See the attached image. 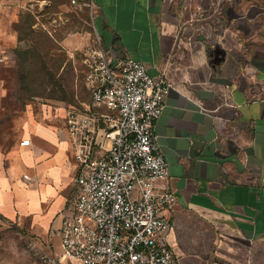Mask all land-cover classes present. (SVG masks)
<instances>
[{
	"label": "crops",
	"instance_id": "obj_1",
	"mask_svg": "<svg viewBox=\"0 0 264 264\" xmlns=\"http://www.w3.org/2000/svg\"><path fill=\"white\" fill-rule=\"evenodd\" d=\"M33 1L0 0V136L14 118L5 75L16 24ZM94 1L109 54L174 86L154 132L178 199L165 214L179 263L264 264V0ZM93 36L72 32L61 44L76 62ZM59 101H29L19 136L0 138V214L20 238L38 241L35 256L14 264H40L37 250L58 253L55 232L80 193ZM104 127L95 123L108 147Z\"/></svg>",
	"mask_w": 264,
	"mask_h": 264
},
{
	"label": "built area",
	"instance_id": "obj_2",
	"mask_svg": "<svg viewBox=\"0 0 264 264\" xmlns=\"http://www.w3.org/2000/svg\"><path fill=\"white\" fill-rule=\"evenodd\" d=\"M86 12L94 36L84 52L85 85L91 102L70 110L67 122L75 140L80 193L55 234L79 264H180L168 242L171 211L178 203L155 124L173 84L154 78L132 57H112L97 32L94 0H69ZM105 124L102 138L95 123ZM30 140L22 141L29 144ZM31 250L38 241L28 242ZM40 264H62L37 250Z\"/></svg>",
	"mask_w": 264,
	"mask_h": 264
},
{
	"label": "rangeland",
	"instance_id": "obj_3",
	"mask_svg": "<svg viewBox=\"0 0 264 264\" xmlns=\"http://www.w3.org/2000/svg\"><path fill=\"white\" fill-rule=\"evenodd\" d=\"M41 1L46 3L43 7H41ZM63 1L34 0L33 4H30L31 6L28 4L25 9L23 22L28 26L21 32V42L13 48L15 55L13 63L7 68L5 75L9 98L8 116L12 114L14 118L13 122L10 121L7 124L6 134L0 136L2 141L5 137L15 140L19 136L20 125L25 117L29 101H47L55 97L61 101L59 105L63 107L62 112L67 114L70 110L84 111L85 103L90 100V93L85 85L83 65L85 50L75 54V62L68 56L61 40L72 32H91L94 35V28L87 14L75 11L70 6L69 0L65 3ZM28 13H30L29 17H27ZM32 20H36L33 26L29 23ZM36 42H39L44 49L47 45L50 48L55 46L47 58L49 72L54 78H50V75L41 71L43 64L33 63L32 57L25 70L18 69L17 55L22 50H28L29 56L31 46H34ZM28 70H33V73ZM21 76L26 77L25 81H20ZM11 227L0 214V264L21 263L27 261L30 255L35 256L28 242L20 238ZM57 249L58 253L54 255L62 264H79L77 258L65 252L60 238Z\"/></svg>",
	"mask_w": 264,
	"mask_h": 264
},
{
	"label": "trees",
	"instance_id": "obj_4",
	"mask_svg": "<svg viewBox=\"0 0 264 264\" xmlns=\"http://www.w3.org/2000/svg\"><path fill=\"white\" fill-rule=\"evenodd\" d=\"M65 2H66V0L63 1V3H65ZM24 13H25V10H24V12L21 13L20 19H19L18 23L16 24V29L18 30V34H19L18 35L19 36V42H21V40H22L21 32L24 30V28H26L28 26V24L26 26L25 22H23L24 21L23 17L25 15ZM84 13L87 14L86 12H84ZM29 16H30V13H28L27 17H29ZM29 23H31V25L33 26L36 23V20H32ZM31 48L32 49H30L31 53H30L29 56L27 54L28 50L27 51L26 50H22L17 55L18 69L19 70H22V69L25 70L28 67V62L31 59L30 57H32L33 63L40 62V64H43V66H41L42 67L41 71H44L45 73L50 75V78H54L53 74L49 72L50 70L48 69V66H47V64H48L47 58H48L49 52L52 51L55 48V46H51V48H50L47 45L46 49H44V48L41 47V44L39 42H36L34 46H31ZM28 72H32L33 73V70H28ZM25 79H26L25 76H21L20 77V81L21 82L25 81ZM55 82H56V80H55ZM51 97H54V96H51Z\"/></svg>",
	"mask_w": 264,
	"mask_h": 264
}]
</instances>
